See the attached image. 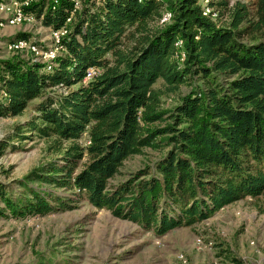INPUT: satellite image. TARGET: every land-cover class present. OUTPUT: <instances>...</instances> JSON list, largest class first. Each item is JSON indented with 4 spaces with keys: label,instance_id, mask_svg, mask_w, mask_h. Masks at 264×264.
<instances>
[{
    "label": "trees",
    "instance_id": "trees-1",
    "mask_svg": "<svg viewBox=\"0 0 264 264\" xmlns=\"http://www.w3.org/2000/svg\"><path fill=\"white\" fill-rule=\"evenodd\" d=\"M80 1L55 65L0 59V117L30 110L0 139V157L35 138H50L58 153L22 178L0 179V217L71 208L63 189L160 237L264 198V0H209L208 14L201 0ZM71 7L34 0L27 9L57 28ZM164 11L171 20L153 27ZM90 66L100 74L82 83ZM194 78L202 85L161 108L163 95ZM147 146L164 152L111 184Z\"/></svg>",
    "mask_w": 264,
    "mask_h": 264
},
{
    "label": "rangeland",
    "instance_id": "rangeland-1",
    "mask_svg": "<svg viewBox=\"0 0 264 264\" xmlns=\"http://www.w3.org/2000/svg\"><path fill=\"white\" fill-rule=\"evenodd\" d=\"M151 25L158 27L160 23L155 20ZM20 31L36 42L49 35L37 17L31 25H0V59L17 55L32 61L29 54L5 51L4 44ZM193 85H202V81L191 79L178 93L163 95L161 108L171 109ZM29 114L27 109L19 116L0 117V139ZM78 141L87 143L85 135ZM24 142L20 150L7 151L0 157V179L22 178L58 156L50 138ZM163 152L149 146L141 148L123 162L110 183L126 180L130 173L153 164ZM56 192L73 199V206L44 215L0 217V264H264L263 197H246L195 225L175 228L159 237L114 217L109 210L93 208L73 191ZM198 237L200 244L196 242Z\"/></svg>",
    "mask_w": 264,
    "mask_h": 264
},
{
    "label": "built area",
    "instance_id": "built-area-1",
    "mask_svg": "<svg viewBox=\"0 0 264 264\" xmlns=\"http://www.w3.org/2000/svg\"><path fill=\"white\" fill-rule=\"evenodd\" d=\"M209 0H201L203 5V14L210 13L208 8ZM34 0H0V25L18 26V25H31L36 21V17L32 11L27 9ZM52 8L59 4V0H51ZM72 3L71 10L62 25L57 28L46 27L49 31L47 39L44 41H32L28 38H13L4 44L5 51L16 54H29L32 57L33 62H40L45 64L46 68L49 69L52 65H55V60L64 51V41L70 32V24L72 18L77 10L81 8L80 0H69ZM216 14L212 13L214 17ZM42 17V16H41ZM171 13L164 11L160 17L159 23L161 25L168 23L171 20ZM182 42L178 40L176 46H181ZM184 54L181 52V59ZM100 74V69L97 67L90 66L86 69L85 74L82 78V83H87ZM2 95H5L2 91ZM198 244L201 243V238H196ZM212 243L208 242L207 245L211 246ZM253 245V242H251ZM249 264V263H247Z\"/></svg>",
    "mask_w": 264,
    "mask_h": 264
},
{
    "label": "crops",
    "instance_id": "crops-1",
    "mask_svg": "<svg viewBox=\"0 0 264 264\" xmlns=\"http://www.w3.org/2000/svg\"><path fill=\"white\" fill-rule=\"evenodd\" d=\"M219 211V210H218ZM216 213V212H215Z\"/></svg>",
    "mask_w": 264,
    "mask_h": 264
}]
</instances>
